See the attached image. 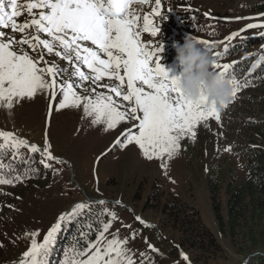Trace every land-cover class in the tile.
<instances>
[{"label":"snow or ice","instance_id":"6c2138e0","mask_svg":"<svg viewBox=\"0 0 264 264\" xmlns=\"http://www.w3.org/2000/svg\"><path fill=\"white\" fill-rule=\"evenodd\" d=\"M135 5H148L151 12L141 15ZM161 13L162 0H0V108L11 110L37 96L45 97L47 104L43 144L0 130V153L8 151L13 158L21 155V149L40 153L43 167L54 177L60 176L71 164L54 153L48 130L55 114L77 110L91 126H102L104 133L119 131L97 164L110 151L135 146L146 160L159 161L167 175L170 162L182 150V141L187 138L194 143L197 126L208 127L210 118L219 124L221 115L214 104L208 105L203 88L199 101L186 98L179 88V77L169 78L161 66L163 44L157 47L143 41L145 33L158 35L155 19ZM256 28L264 29V23H250L226 39L231 41ZM195 40L204 45L206 53L216 47L215 42ZM212 58V70L233 85L234 101L250 81L245 78L241 82L230 71L233 65L221 64L222 53L216 52ZM61 61L65 66L61 67ZM259 62H264V53ZM5 167L15 171L0 162V170ZM28 178L27 172L11 178L3 174L0 186H15ZM99 204L104 206L101 215L106 219L96 230L95 239L85 237L83 248L74 245L65 252L61 264H145L146 254L136 257L128 247L137 233L131 231L121 239L119 230L111 231L119 222L118 215L107 209L105 201ZM116 204L122 206L119 201ZM91 206V202H77L61 212L42 239L39 230L26 233L29 247L15 264H49L58 233L86 210L91 211ZM135 220L150 227L141 217ZM87 227L91 230L93 225ZM148 247L158 251L150 243ZM182 258L188 261L186 255Z\"/></svg>","mask_w":264,"mask_h":264},{"label":"rangeland","instance_id":"374dc122","mask_svg":"<svg viewBox=\"0 0 264 264\" xmlns=\"http://www.w3.org/2000/svg\"><path fill=\"white\" fill-rule=\"evenodd\" d=\"M250 1L162 0L161 17L155 19L160 29L158 35L151 37L145 33L142 39L157 47L163 44L161 66L168 72L169 78L178 77L182 70L176 59L175 45L182 46L188 36L215 42L216 47L209 54L213 57L216 52L222 53L221 64L234 65L250 56H255L254 63L259 64L260 55L264 53V35H261L264 29H249L231 41L226 39L250 23H264V12L251 10L248 7ZM135 7L140 9L141 15L151 12L148 5ZM251 40L256 42L247 46ZM237 45L241 48L235 54L225 52V46L229 51ZM201 47L204 48V45ZM60 64L65 66L63 61ZM245 89L238 92L237 98L220 112L219 124L210 118L208 127L203 124L197 126L194 143L187 138L182 141V150L170 162L167 175L159 161L146 160L135 146L110 151L97 164V158L109 149L119 131L106 134L102 126L93 127L87 119H82V113L77 110L55 114L48 130L53 151L69 161L71 167L66 166L60 176L54 177L40 163V153L20 150V156L34 154L41 170L15 186H0V264H15L21 258L29 247L26 233L39 230L42 239L56 217L73 204L92 202L103 211L104 206L99 204L101 200L106 202L109 211L116 212L119 217L112 232L119 230L121 239L130 236L131 231L137 233L128 247L136 253V257L145 253V264H194L185 251H171L173 246L182 242L181 231L171 225L172 220H167L162 211L167 203L173 202V196L199 210L205 225L224 247L222 258L211 260L209 264H243V257L236 255L228 238L220 233L213 213L208 178L213 171L218 172L219 180H222L218 183L220 195L224 201V189L231 171H239V181L246 177L237 154L248 143L241 125L252 117L255 102L245 96ZM46 112L47 104L43 96L22 102L11 110L0 108V130L12 131L30 143L42 145ZM227 148L231 151H225ZM3 174L9 178L14 175L0 170V175ZM117 201L122 206H117ZM135 217H141L150 227H144ZM77 218L91 219L86 211ZM124 225H131V230ZM149 243L158 251L152 252ZM182 254L188 257V261L182 258ZM54 260L50 258V261Z\"/></svg>","mask_w":264,"mask_h":264},{"label":"trees","instance_id":"16d2710c","mask_svg":"<svg viewBox=\"0 0 264 264\" xmlns=\"http://www.w3.org/2000/svg\"><path fill=\"white\" fill-rule=\"evenodd\" d=\"M248 7L253 11L264 12V0H252ZM255 42L251 40L246 45L250 46ZM240 48L241 45H237L226 53L235 54ZM254 58L255 56L243 58L230 70L241 82L248 78L250 86L244 93L255 102L252 117L241 125L248 143L237 154L239 165L246 177L239 181V171H231L224 189V201L220 195L221 188L218 183L222 180H219L218 172L213 171L208 178L213 213L220 233L222 237L228 238L236 255L243 257V264H264V62L255 64ZM36 158L34 154L13 158L10 152L4 151L0 153V162L10 165L15 171L10 172L5 167L2 172L7 171L11 175L27 172L29 176H35L41 170ZM91 205V211L86 210L87 217L91 219L77 218L58 233L57 243L54 244L50 256L55 260L49 263L61 264V258L64 259L65 252L73 244L83 248L85 237L95 239L96 230L101 228V221L105 217L101 215L102 210L96 204L91 202ZM162 211L167 220H172L171 225L179 228L182 235L181 244L173 246L172 253L183 250L194 264H209L211 260L222 258L224 247L205 225L200 211L194 206L183 204L178 197L173 196V202L167 203ZM90 223L93 225L91 230L87 227Z\"/></svg>","mask_w":264,"mask_h":264},{"label":"clouds","instance_id":"9594fccd","mask_svg":"<svg viewBox=\"0 0 264 264\" xmlns=\"http://www.w3.org/2000/svg\"><path fill=\"white\" fill-rule=\"evenodd\" d=\"M175 50L182 69L178 76L179 88L184 96L193 102L199 101L203 88L208 105L214 104L217 111H223L232 102L233 85L212 70V56L190 36L182 46L175 45Z\"/></svg>","mask_w":264,"mask_h":264}]
</instances>
